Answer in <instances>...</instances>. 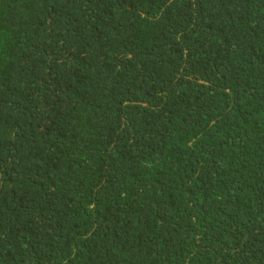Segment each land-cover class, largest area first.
I'll return each instance as SVG.
<instances>
[{"label":"trees","instance_id":"trees-1","mask_svg":"<svg viewBox=\"0 0 264 264\" xmlns=\"http://www.w3.org/2000/svg\"><path fill=\"white\" fill-rule=\"evenodd\" d=\"M0 264H264V0H0Z\"/></svg>","mask_w":264,"mask_h":264}]
</instances>
